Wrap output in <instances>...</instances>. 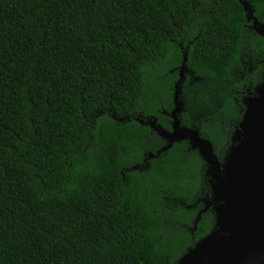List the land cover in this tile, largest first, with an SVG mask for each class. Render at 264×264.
I'll use <instances>...</instances> for the list:
<instances>
[{"label": "trees", "instance_id": "trees-1", "mask_svg": "<svg viewBox=\"0 0 264 264\" xmlns=\"http://www.w3.org/2000/svg\"><path fill=\"white\" fill-rule=\"evenodd\" d=\"M251 27L240 0H0V264H177L208 235L198 151L133 170L167 145L135 118L172 130L186 57L181 125L223 162L264 79Z\"/></svg>", "mask_w": 264, "mask_h": 264}, {"label": "water", "instance_id": "water-1", "mask_svg": "<svg viewBox=\"0 0 264 264\" xmlns=\"http://www.w3.org/2000/svg\"><path fill=\"white\" fill-rule=\"evenodd\" d=\"M240 1L253 31L264 39V24L254 16L255 11L246 0ZM185 62L186 57L174 87V109L169 114L172 130H164L156 118H148L146 122L135 118L167 143L147 159L159 157L175 143L188 141L207 166L211 199L205 201L206 207L198 214L193 233L202 215L209 210L214 213L215 223L210 233L177 264H264V79L253 95L244 98L245 113L233 135L232 146L220 162L209 140L203 139L197 129L181 125L180 95L185 80L183 72L188 71ZM129 120L123 118L120 122ZM139 168L136 166L133 170Z\"/></svg>", "mask_w": 264, "mask_h": 264}, {"label": "rangeland", "instance_id": "rangeland-1", "mask_svg": "<svg viewBox=\"0 0 264 264\" xmlns=\"http://www.w3.org/2000/svg\"><path fill=\"white\" fill-rule=\"evenodd\" d=\"M251 29H252V27H251ZM252 30H253V29H252ZM180 69H181V68H180ZM183 74H184V77H185L184 82H185L188 78L191 79L192 82L197 81V78H196V77H193V73H191L189 70H188V71H184ZM184 82H183V83H184ZM180 101H181L182 104H183L182 93H181V95H180ZM182 112H183V111H182ZM138 119L141 120V121H143V122H146V121H147V119H143V118H141V117H138ZM139 169H141V167H140Z\"/></svg>", "mask_w": 264, "mask_h": 264}, {"label": "flooded vegetation", "instance_id": "flooded-vegetation-1", "mask_svg": "<svg viewBox=\"0 0 264 264\" xmlns=\"http://www.w3.org/2000/svg\"><path fill=\"white\" fill-rule=\"evenodd\" d=\"M145 160H146V159H145ZM145 160H143L145 166L142 167L141 169H146V168L149 167V166H148L149 164H145ZM147 160H149V159H147ZM141 169H140V170H141ZM208 182H209V179H208ZM210 199H211V197H208L207 199H204V200L202 201V203H201V208H200L199 211L203 210V209L206 207V203H205V201H206V200H210ZM191 207H192V208H197V207H198V203H196V204L193 205V206H190L189 208H191ZM209 211H212V210H209ZM207 212H208V211H207ZM207 212H206V213H207ZM212 212H213V211H212ZM199 213H200V212H199ZM199 213H198V214H199Z\"/></svg>", "mask_w": 264, "mask_h": 264}]
</instances>
